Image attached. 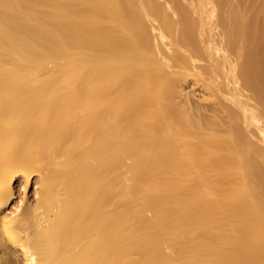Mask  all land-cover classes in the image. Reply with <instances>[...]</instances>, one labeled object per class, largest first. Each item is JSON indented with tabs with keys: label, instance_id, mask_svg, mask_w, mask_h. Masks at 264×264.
Masks as SVG:
<instances>
[{
	"label": "bare ground",
	"instance_id": "1",
	"mask_svg": "<svg viewBox=\"0 0 264 264\" xmlns=\"http://www.w3.org/2000/svg\"><path fill=\"white\" fill-rule=\"evenodd\" d=\"M0 264H264V0H0Z\"/></svg>",
	"mask_w": 264,
	"mask_h": 264
},
{
	"label": "rangeland",
	"instance_id": "2",
	"mask_svg": "<svg viewBox=\"0 0 264 264\" xmlns=\"http://www.w3.org/2000/svg\"><path fill=\"white\" fill-rule=\"evenodd\" d=\"M186 92H188V97L190 98L191 102L194 104H200V100L203 97L204 91L202 88L198 85L188 84L186 86ZM37 185L32 184L28 188H23L20 184L16 185V194H15V200H25L27 203L32 202L36 199L38 194H35V189Z\"/></svg>",
	"mask_w": 264,
	"mask_h": 264
}]
</instances>
